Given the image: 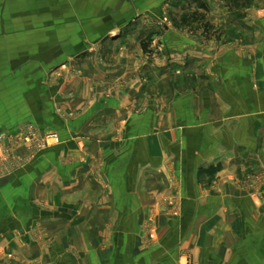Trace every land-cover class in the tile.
I'll use <instances>...</instances> for the list:
<instances>
[{
  "label": "crops",
  "instance_id": "0c3cea01",
  "mask_svg": "<svg viewBox=\"0 0 264 264\" xmlns=\"http://www.w3.org/2000/svg\"><path fill=\"white\" fill-rule=\"evenodd\" d=\"M0 25V130L31 118L60 137L0 181L16 264H264V186L233 179L264 169V0H0ZM149 35L147 84L93 95L128 80ZM70 64L82 74L46 83Z\"/></svg>",
  "mask_w": 264,
  "mask_h": 264
},
{
  "label": "rangeland",
  "instance_id": "374dc122",
  "mask_svg": "<svg viewBox=\"0 0 264 264\" xmlns=\"http://www.w3.org/2000/svg\"><path fill=\"white\" fill-rule=\"evenodd\" d=\"M244 2H238L235 6H232V10H236L240 12L245 6ZM41 10V7H40ZM175 10H179L175 8ZM63 11V8H62ZM65 11V10H64ZM51 13V12H50ZM62 14H67V12H62ZM183 15L179 16L178 18H174V25L178 27L179 30L188 31L190 29L192 20H196L197 12H190V13H182ZM181 17V18H180ZM2 26L0 25V30ZM162 30V28H161ZM40 32H43L40 30ZM207 32V30H206ZM146 39L143 40V50L146 52L140 55L132 56V60L134 59L135 67L131 73V76L128 78L127 81H116L111 84L104 82L100 79H94L92 87L94 89V94L97 95L98 93L101 95L108 96L117 90L123 91L126 87L132 84L141 83L144 84L148 82L147 75L145 73V67L150 62V58L152 57L153 53V45L154 39L151 35L146 36ZM5 39H0V44H2ZM89 50H92L91 48ZM157 54L162 52L163 50H159L156 48ZM98 61H103L104 59L101 56H96ZM101 59V60H100ZM103 59V60H102ZM105 62V60H104ZM179 70L175 71L174 73L177 74ZM9 72H0V94L3 93V97L10 98V96H14V87H12L11 79H9ZM82 71L76 65L70 64L68 67H64L63 69L58 70L55 72L54 75H48L46 78V83L50 82V80H54L57 78L60 83L66 84L70 82L72 76H80ZM3 90V91H2ZM11 93V94H10ZM72 94V92H67L66 94ZM70 94V95H71ZM4 101V99H3ZM7 103V102H6ZM9 103V102H8ZM10 104V103H9ZM89 103L86 102L80 110L77 112H66L59 106L56 108V112L61 116H71L74 114L79 115L80 112L82 113L85 107ZM7 104H5V108ZM11 105V104H10ZM0 106L3 107L4 104L0 103ZM18 107H14L17 109ZM20 108H18L19 110ZM145 109V106H141L140 108H136V112H140ZM6 113V111H5ZM122 127L120 124H115L112 128L113 136L115 138L120 137ZM53 133V131L43 130L40 128V125L31 118H24L18 120L14 125L6 129L0 130V181L5 180L6 178H13L15 174H17L21 169H23L27 163L31 162L34 158H36L37 154L42 151L43 149L47 148L49 145L54 144L52 139H47V136ZM56 133V132H55ZM57 134V133H56ZM59 137V134H57ZM60 143V137L59 142ZM55 143V144H58ZM24 149V153H20L19 149ZM233 177L234 184L242 190H249L250 192L257 193L260 192L261 188L264 186V169L259 170H247L243 173L237 171ZM147 232V231H146ZM33 238V241L40 243V231L37 227H34L30 232ZM148 233V232H147ZM37 256H31L29 261L32 262L31 264H40V259ZM16 254L11 252L10 250H4V248H0V264H16L15 260ZM190 262L191 264L194 263L191 258L187 259L184 264ZM198 264V263H197Z\"/></svg>",
  "mask_w": 264,
  "mask_h": 264
},
{
  "label": "built area",
  "instance_id": "2783aa9c",
  "mask_svg": "<svg viewBox=\"0 0 264 264\" xmlns=\"http://www.w3.org/2000/svg\"><path fill=\"white\" fill-rule=\"evenodd\" d=\"M54 136V140L56 141V142H58V140H59V137L57 136V134L56 133H50L47 137H49V136ZM52 138V137H51ZM188 264H191L190 262H187Z\"/></svg>",
  "mask_w": 264,
  "mask_h": 264
},
{
  "label": "bare ground",
  "instance_id": "6f19581e",
  "mask_svg": "<svg viewBox=\"0 0 264 264\" xmlns=\"http://www.w3.org/2000/svg\"><path fill=\"white\" fill-rule=\"evenodd\" d=\"M51 137H52V138H51ZM49 138L52 139V142H53L54 144L59 142V140H58V142H56V141L54 140V136H51V135H50L49 137H47V139H49Z\"/></svg>",
  "mask_w": 264,
  "mask_h": 264
}]
</instances>
